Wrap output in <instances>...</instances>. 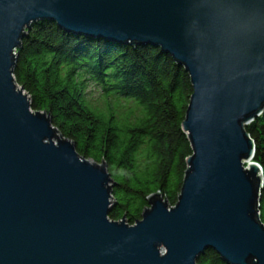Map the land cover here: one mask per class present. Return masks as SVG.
Masks as SVG:
<instances>
[{"label":"water","instance_id":"95a60500","mask_svg":"<svg viewBox=\"0 0 264 264\" xmlns=\"http://www.w3.org/2000/svg\"><path fill=\"white\" fill-rule=\"evenodd\" d=\"M152 46L187 73L191 154L174 205L160 193L133 224L109 220L103 161L32 111L12 76L31 24ZM264 109V0H0V264H264L261 169L244 127Z\"/></svg>","mask_w":264,"mask_h":264},{"label":"trees","instance_id":"16d2710c","mask_svg":"<svg viewBox=\"0 0 264 264\" xmlns=\"http://www.w3.org/2000/svg\"><path fill=\"white\" fill-rule=\"evenodd\" d=\"M15 53L12 76L30 109L48 114L80 156L105 163L113 181L109 220L133 224L156 192L174 205L191 154L181 130L191 87L181 66L159 48L74 36L45 20L30 25ZM90 84L100 89L101 108L90 104ZM244 130L261 169L264 226V109ZM195 264L227 263L206 249Z\"/></svg>","mask_w":264,"mask_h":264},{"label":"rangeland","instance_id":"374dc122","mask_svg":"<svg viewBox=\"0 0 264 264\" xmlns=\"http://www.w3.org/2000/svg\"><path fill=\"white\" fill-rule=\"evenodd\" d=\"M86 92L88 99H90L91 106L97 108H101L103 106V103L101 101L100 89L98 86H93V84H90L86 88Z\"/></svg>","mask_w":264,"mask_h":264},{"label":"bare ground","instance_id":"6f19581e","mask_svg":"<svg viewBox=\"0 0 264 264\" xmlns=\"http://www.w3.org/2000/svg\"><path fill=\"white\" fill-rule=\"evenodd\" d=\"M89 76V75H88Z\"/></svg>","mask_w":264,"mask_h":264}]
</instances>
